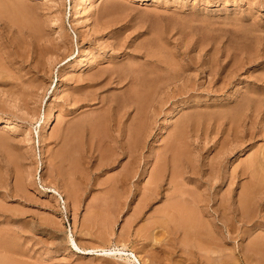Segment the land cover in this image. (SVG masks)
Returning a JSON list of instances; mask_svg holds the SVG:
<instances>
[{
	"label": "rangeland",
	"instance_id": "1",
	"mask_svg": "<svg viewBox=\"0 0 264 264\" xmlns=\"http://www.w3.org/2000/svg\"><path fill=\"white\" fill-rule=\"evenodd\" d=\"M180 72L189 83L168 81L163 95L140 83ZM263 79L264 0H0V118L18 125L0 124V264H130L102 255L117 247L143 264H212L208 245L175 232L166 211L184 185L202 193L206 223L251 233L234 245L264 239V168L253 202L243 174L264 151V119L245 126L257 132L245 150L233 127V113L253 117ZM116 134L135 158L111 146ZM136 161L140 175L123 179ZM70 235L98 253L79 252Z\"/></svg>",
	"mask_w": 264,
	"mask_h": 264
},
{
	"label": "bare ground",
	"instance_id": "2",
	"mask_svg": "<svg viewBox=\"0 0 264 264\" xmlns=\"http://www.w3.org/2000/svg\"><path fill=\"white\" fill-rule=\"evenodd\" d=\"M86 1V0H85ZM142 1V3H145L146 1H148V0H141ZM79 4V3H78ZM81 4V3H80ZM75 5V4H74ZM82 5V4H81ZM82 7V6H81ZM90 7V6H89ZM6 8H8V6L6 7ZM80 8V7H79ZM13 9V8H12ZM16 9V8H15ZM76 9H78V7H76ZM17 10V9H16ZM5 11V10H4ZM14 11V10H13ZM22 11V10H21ZM87 11V10H86ZM10 12V11H9ZM88 12V11H87ZM18 13H19V11H18ZM24 14V13H23ZM81 14V13H80ZM2 15V14H1ZM6 16V15H5ZM15 16V15H14ZM13 16V17H14ZM19 16H20V14H19ZM29 20V19H28ZM18 21V20H17ZM33 21V20H32ZM23 22H25V21H23ZM22 27V26H21ZM247 34V33H246ZM152 35H155V37H156V34L154 33V34H152ZM158 36V35H157ZM152 37V36H151ZM151 37L149 38V39H151ZM152 40V39H151ZM156 40V39H155ZM162 48V47H161ZM166 51V50H165ZM84 55H86L85 53H84ZM155 55V54H154ZM166 56V55H165ZM2 57V56H1ZM146 57H148V56H146ZM149 58V57H148ZM168 58V57H167ZM158 60V59H157ZM168 60V59H167ZM170 60V59H169ZM253 60V59H252ZM257 60V59H256ZM150 62H152V61H150ZM163 62V61H162ZM249 62V61H248ZM155 63H157L159 66H161V61H155ZM154 63V64H155ZM163 65H164V63H162ZM3 65V64H2ZM143 65V64H142ZM139 66V65H138ZM147 66V65H146ZM167 66V65H166ZM129 67V66H128ZM119 68H121V66L119 67ZM153 68V67H152ZM170 68V67H169ZM130 69H132V68H130ZM166 69V68H165ZM177 69V68H176ZM111 71H113V70H111ZM131 71V70H130ZM163 71V70H162ZM176 71V70H175ZM123 72V71H122ZM126 72V71H125ZM177 72V71H176ZM175 73V72H174ZM173 73V74H174ZM165 74V73H164ZM183 73H176L175 75H172L168 80H166L165 81V84H164V81H163V84H161L159 87H156V86H154V85H156L157 83H156V81H154V78H152V79H149V80H141L140 81V83H144V85L145 84H147V86L148 85H150L152 88H151V93L152 92H154L155 94H158V92H160L161 94L163 93V91H165V90H167L166 88H170V84L169 83H177V82H180V80L181 81H183L184 82V85H185V87H186V84L187 83H189L188 82V80L186 79H184V74L182 75ZM138 75H139V73H138ZM147 75V74H146ZM157 75V74H156ZM170 75V74H169ZM234 75V74H233ZM129 76V75H128ZM154 76V75H153ZM114 77V76H113ZM120 78V80H118V81H120V82H122L124 79L122 78L121 79V77H119ZM141 78V77H140ZM185 78H187V77H185ZM230 78V77H229ZM136 79H137V76H136ZM182 79H184V80H182ZM188 79H190L189 78V76H188ZM232 79V78H231ZM191 80V79H190ZM189 80V81H190ZM264 80V79H263ZM137 81V80H136ZM168 81H170L169 83H168ZM126 82V81H125ZM182 82V83H183ZM187 82V83H186ZM263 82V81H262ZM116 83H117V81H116ZM182 83H181V85H182ZM223 83V82H222ZM160 84V83H159ZM162 85H164V86H162ZM177 85V84H176ZM176 85H174V86H176ZM42 86V85H41ZM141 86V84L140 85H138V87H140ZM150 86H148V87H150ZM158 86V85H157ZM172 86V85H171ZM138 87L136 88V93L137 94H139V92H140V90L138 89ZM184 88V87H183ZM169 90V89H168ZM191 90V89H190ZM263 90H264V86H263ZM134 91V90H133ZM183 91V90H182ZM127 92V91H126ZM145 92V91H144ZM144 92H142V93H144ZM150 92V91H149ZM168 92V91H167ZM135 93V92H134ZM153 93V94H154ZM182 93V92H181ZM165 94V93H164ZM263 94V93H262ZM121 95V94H120ZM129 95V94H128ZM140 95V94H139ZM163 95V94H162ZM258 95V94H257ZM264 95V94H263ZM119 96V95H118ZM121 96H123V95H121ZM121 96H119V97H121ZM137 96V95H136ZM151 96H152V94H151ZM154 96V95H153ZM159 96L161 97V95L159 94ZM165 96H166V94H165ZM260 96V95H259ZM129 97V96H128ZM135 97V96H134ZM159 97V98H160ZM163 97V96H162ZM244 97V96H243ZM243 97L241 98V100H243V105H239V104H237V106L239 105V106H244V104L246 103V102H244V101H246L245 100V98L243 99ZM138 98H140V96L138 97ZM172 98H173V96H172ZM246 98H248V99H250L251 97H246ZM253 98V97H252ZM258 98V97H257ZM117 99V98H116ZM115 99V100H116ZM124 99V98H123ZM123 99H120V100H122L123 101ZM253 99H255V98H253ZM252 99V100H253ZM262 99V98H261ZM157 100V99H156ZM155 100V101H156ZM256 100V99H255ZM255 100H253V102L255 103V107L254 108H251V107H249V108H251V112H252V116L254 117H252L251 118V116H247V115H245L246 113H244L243 115H244V117L242 118V117H240L241 115H238V117H236L235 116V113H233L234 115V117L235 118H238V119H240L236 124H235V126H233V127H235V128H237L238 130H237V133L239 134H241L243 137H244V133H248V135L250 136V138L248 139V140H244V139H242V136L241 135H238V136H236L237 137V139H238V144H239V146L241 145V149L243 150H245V147H246V145H248L247 143L250 141H252V140H254L255 139V137H256V131H251V132H246L245 130V126H247V123L249 124L250 123V125L252 126V128H254L255 127V122H256V124H257V120L259 119V121L261 122L262 121V119H264V102L263 103H260V104H258V103H256V102H262V101H255ZM118 101H119V99H118ZM249 100H247V102H248ZM125 102V101H124ZM128 102V101H127ZM242 102V101H241ZM249 102H252L251 100L249 101ZM121 103V102H120ZM123 103V102H122ZM121 103V104H122ZM136 103V102H135ZM164 103V102H163ZM254 103H253V105H254ZM151 104H152V102H151ZM155 104V103H154ZM154 104H152V105H154ZM161 104V103H160ZM247 105H248V103H246ZM245 104V105H246ZM130 105V104H129ZM146 105V104H145ZM123 106V105H122ZM161 106V105H160ZM163 106V105H162ZM161 106V107H162ZM238 106V107H239ZM240 107V108H241ZM248 107V106H247ZM119 109V108H118ZM141 109V108H140ZM162 109V108H161ZM243 109V108H242ZM245 109V108H244ZM253 109V110H252ZM149 110V109H148ZM239 110V109H238ZM246 111V110H245ZM244 111V112H245ZM234 112H236L237 114H238V112L239 111H235L234 110ZM248 112V111H247ZM240 113H241V110H240ZM139 114V113H138ZM232 114V113H231ZM141 115V114H140ZM259 116H262V118L260 117L259 118ZM96 117V116H95ZM142 117V116H141ZM233 117V118H234ZM240 117V118H239ZM248 117H250V118H248ZM48 120L47 121H45V123L47 122V124H50V123H52V122H54L56 119H57V116H56V114H52L51 116H49V118H47ZM91 119V118H90ZM141 119V118H140ZM87 120V119H86ZM123 120V119H122ZM121 120V121H122ZM234 120V119H233ZM237 120V119H236ZM90 121V120H89ZM144 121V120H143ZM84 122V121H83ZM156 122V121H155ZM231 122H232V120H231ZM82 123V122H81ZM146 123V122H145ZM235 123V122H234ZM0 124H1V127H2V129L3 130H5V131H11V130H17L18 129V125H16V123L15 122H12V121H10V120H4V119H2V118H0ZM90 124V123H89ZM122 124V123H121ZM93 125V124H92ZM185 125V124H184ZM259 125V124H258ZM257 125V126H258ZM46 126V125H45ZM44 126V127H45ZM121 126V125H120ZM47 127V126H46ZM89 128H91V125H90V127ZM93 128H95V127H93ZM144 126L143 125H140V128L137 130V132L135 131V133H137L138 134V136H140L141 134H142V132H144ZM149 128V127H148ZM196 128V127H195ZM198 128V127H197ZM224 128V127H223ZM71 129V128H70ZM92 129V128H91ZM193 129V128H192ZM255 129V128H254ZM263 129V128H262ZM93 130V129H92ZM91 130V131H92ZM128 130H129V128H128ZM102 131V130H101ZM145 131H146V128H145ZM177 131V130H176ZM197 131V130H196ZM236 131V130H235ZM94 132V131H93ZM96 132H97V130H96ZM128 132V131H127ZM183 132V131H182ZM188 132V131H187ZM95 133V132H94ZM134 133V134H135ZM184 133H186L185 131L183 132V136H185L184 135ZM189 133V132H188ZM180 134V133H179ZM264 134V133H263ZM118 134H116V135H114V136H112V140H111V146L116 150V151H118V153H119V156L120 155H127V154H131V153H133V151L131 152V149H132V146L131 145H133V144H128L127 143V147L125 146L124 147V144H122L121 142H120V137L119 136H117ZM176 135V134H175ZM175 135H173V136H175ZM188 135V134H187ZM192 135V134H191ZM247 135V134H246ZM245 135V136H246ZM127 136V135H126ZM182 136V135H181ZM234 136V135H233ZM176 137V136H175ZM186 137V136H185ZM241 137V138H240ZM142 139V138H141ZM172 139V138H171ZM176 139H178V137L176 138ZM234 139H236V138H234ZM173 140V139H172ZM129 141V140H128ZM127 141V142H128ZM226 141V140H225ZM248 141V142H247ZM133 142V141H132ZM178 142V141H177ZM104 143V142H103ZM134 143H138V138H135V140H134ZM170 143V142H169ZM175 143V142H174ZM187 143V142H186ZM91 144H92V141H91ZM90 144V145H91ZM102 144V143H101ZM226 144V143H225ZM109 145V144H108ZM236 145V144H235ZM74 146V145H73ZM93 146V145H92ZM91 146V148L93 149V147ZM130 146H131V149H130ZM168 147L166 148V150L164 151V157H167L168 158V154L170 153H175V151H176V149H177V145L175 146V144H172V145H167ZM249 146V145H248ZM251 146V145H250ZM230 147H231V145H230ZM234 147H236V146H234ZM90 148V149H91ZM109 148V147H108ZM184 148V147H183ZM67 149V148H66ZM70 149V148H69ZM68 149V150H69ZM227 149H228V147H227ZM227 151V150H226ZM131 152V153H130ZM231 152V151H230ZM242 152V151H241ZM117 153V152H116ZM224 153H225V151H224ZM135 152H134V154H131L130 156L131 157H133V158H135ZM90 155V154H89ZM113 155H115V154H113ZM167 155V156H166ZM174 155V154H173ZM227 156V155H226ZM64 157V156H63ZM88 157V156H87ZM95 157V156H94ZM115 157V156H114ZM116 157H118V155L116 156ZM93 158V157H92ZM136 158H138V156H136ZM188 158V157H187ZM71 159H74L73 157L71 158ZM184 159V163L185 164H187V159L186 158H183ZM183 159L181 158L180 160H181V162H183ZM186 159V160H185ZM54 160V159H53ZM135 160H137V159H135ZM253 160V161H252ZM251 160V162H249V164H247V167L245 166V169H243V174H246V175H249V176H251L254 180H255V182L253 183V190L251 191V193H249V195L247 196V198H250L251 196L252 197H254L253 195L254 194H256L255 192H258V193H260V191L259 190H262V186L260 185V182H259V178L258 177H256L255 175H256V170L258 169V168H264V151L262 152V153H258V154H256V156L254 157V159H252ZM74 161V160H73ZM91 161V160H90ZM89 161V162H90ZM106 161V160H105ZM114 160L112 159V162H113ZM116 161V160H115ZM114 161V162H115ZM109 164H111V161H110V163ZM134 164V163H133ZM185 164H183V166L185 165ZM188 166H189V164H188ZM187 166V167H188ZM193 166V165H192ZM58 167V166H57ZM107 167V166H106ZM137 161H136V165L131 169V170H128L127 171V173L125 174H122L123 176H122V178L124 179V178H126L125 180H127V179H130L131 177H137L138 175H140V173H138V170H137ZM189 168V167H188ZM186 168H184V170H185ZM87 170V169H86ZM184 170H182L181 172H182V175L184 174ZM189 171V170H188ZM193 171V170H192ZM258 171V170H257ZM187 172V171H186ZM191 172V171H190ZM59 173H60V171H59ZM192 173V172H191ZM69 174V173H68ZM74 175V174H73ZM195 175V174H194ZM157 176V175H156ZM260 177V176H259ZM181 178H182V176H181ZM186 178L187 179H190V180H192L193 178L191 177V176H183V180L185 179L186 180ZM122 179V180H123ZM71 180V179H70ZM118 180H119V178H118ZM261 180L263 181V178H262V176H261ZM72 181V180H71ZM119 182V181H118ZM179 182V181H178ZM184 182V181H183ZM259 182V183H258ZM261 183H263V182H261ZM116 184V183H115ZM119 184V183H118ZM151 184H153L152 182H151ZM185 184V183H184ZM158 185V184H157ZM264 185V184H263ZM116 186V185H115ZM155 186V185H154ZM185 186V185H184ZM184 186H182L181 188H178V189H175L172 193H171V195H169V200H170V204H169V202H168V207L166 208V211H168V210H171L170 212L171 213H175V215L173 216V215H171V218H172V220L175 222V226H174V231L175 232H177V233H180V234H183L184 236L183 237H185V235L188 237V239L189 240H193V241H203L202 242V244H207L208 246H209V248H207L206 247V249H207V253L206 254H204L203 255V257H205V258H207L206 260L208 261V262H210V263H212V264H257V262L259 263V264H264V239L262 238V239H260L259 240V238L258 237H256L254 240H251V241H249L247 244H245V245H241V248L238 246H236V245H234V243H233V240L234 239H236V237H239L240 235H241V237H247V236H249L251 233L249 232H247V230L246 231H243L242 232V234H240L241 232L239 231V232H237V233H235L234 234V232H232L231 230H230V228L227 230V228L226 227H224V228H226V230H224V228L222 227V225L220 226V224H218V222H217V218L215 217V218H212V219H209L208 220V222L209 223H206L207 221V219L209 218H207L206 220L204 219L205 218V215L204 214H201V213H206V211H204V209L202 210V207H201V201L203 202V200H202V193H199L197 196L196 195H193V192H195V191H191V189L189 190V189H186V188H184ZM187 186V185H186ZM252 187V186H251ZM54 188V187H53ZM56 188V187H55ZM73 188V187H72ZM155 188H156V186L153 188V190H155ZM195 189V188H194ZM54 191L53 192H57V194L59 195V196H62L56 189H53ZM158 190H159V187H158ZM264 190V189H263ZM51 191V190H50ZM155 192V191H154ZM157 192V191H156ZM196 192H197V190H196ZM196 192H195V194H196ZM262 192V191H261ZM264 192V191H263ZM156 194V193H155ZM261 194V193H260ZM147 195V194H146ZM159 195V194H158ZM256 198V197H255ZM154 199V198H153ZM253 199V198H252ZM252 199L250 198L249 200H251L252 201ZM246 200V199H245ZM248 200V199H247ZM244 201V200H243ZM250 201V202H251ZM230 202V201H229ZM247 202V201H246ZM253 202V201H252ZM251 202V203H252ZM245 203V202H244ZM251 203H250V205H251ZM209 205V204H208ZM224 205V204H223ZM223 205H222V207H223ZM227 206H228V204H226ZM244 205V204H243ZM224 207L226 208V206L224 205ZM223 207V208H224ZM229 207H230V204H229ZM229 207H227V209L229 208ZM250 207V206H249ZM227 209H226V211H227ZM244 209V208H243ZM231 210V207H230V209H229V211ZM203 211V212H202ZM169 212V213H170ZM214 212V211H213ZM215 212H218L217 210H215ZM223 212V211H222ZM233 212V211H232ZM238 212V211H237ZM241 212H243V211H241ZM227 213H230V212H227ZM249 213V212H248ZM240 214V213H239ZM173 216V217H172ZM2 218V217H1ZM225 218V217H224ZM222 220H224V219H222ZM221 219H220V221H222ZM171 221V220H170ZM225 221V220H224ZM169 222V221H168ZM233 222V221H232ZM242 222V221H241ZM240 222V223H241ZM160 223V222H159ZM222 223V222H221ZM224 223V222H223ZM172 224H174V223H172ZM208 225L209 226V224H210V227H207L206 226V228L204 229V226L205 225ZM230 224V223H229ZM233 224V223H232ZM158 225V224H157ZM204 225V226H203ZM12 226V225H11ZM152 226V225H151ZM156 226V225H155ZM166 226V225H165ZM164 226V227H165ZM171 226V225H170ZM226 226H227V224H226ZM22 227V226H21ZM228 227V226H227ZM230 227V226H229ZM235 227V226H234ZM25 230V229H24ZM233 230V229H232ZM233 231H235V230H233ZM176 233V234H177ZM153 236V235H152ZM180 236V235H179ZM178 236V237H179ZM252 236V235H251ZM182 237V238H183ZM248 238V237H247ZM261 238V237H260ZM152 239V238H151ZM185 239V238H184ZM187 239V240H188ZM245 239V238H244ZM259 240V241H258ZM71 242V244L73 245V247L76 249V250H78L79 252H81V253H83V254H86V253H89V251H95L94 253H98V251H96V249H88V248H82L81 246H79V244L76 242V240L70 235V237H69V243ZM156 244V243H155ZM202 246V245H201ZM193 247V246H192ZM125 247H123V249L122 248H107V249H101V252H102V255L103 254H110V255H112L113 253H115V251L116 252H118L120 255H121V257L123 256V255H125L126 257L125 258H127V260L129 261V263L130 264H143L142 263V261L140 260V257L136 254V253H134V252H131V255H129V254H127L126 253V250L124 249ZM238 248V249H237ZM223 249H227V250H229V251H227V252H225ZM187 250V249H186ZM194 250H192V253L194 254V252H193ZM202 251V250H201ZM2 252V251H1ZM101 252H100V254H101ZM198 253V252H197ZM117 254V253H116ZM216 254V255H215ZM22 255V254H21ZM200 255V254H199ZM189 256V255H188ZM20 257V256H19ZM194 257H196L197 258V256H194ZM193 257V258H194ZM199 258V257H198ZM228 258V259H227ZM8 259V258H7ZM12 259V258H11ZM26 259V258H25ZM202 259V258H201ZM28 260V259H27ZM198 261H200V260H198ZM254 261H255V263H254ZM6 262V261H5ZM18 262V261H17ZM21 262V261H20ZM26 262V261H25ZM24 262V263H25ZM1 263V262H0ZM28 264V263H27Z\"/></svg>",
	"mask_w": 264,
	"mask_h": 264
}]
</instances>
